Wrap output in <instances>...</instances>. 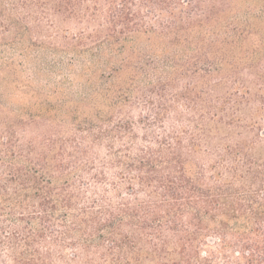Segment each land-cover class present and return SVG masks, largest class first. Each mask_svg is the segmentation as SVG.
Returning a JSON list of instances; mask_svg holds the SVG:
<instances>
[{
  "label": "trees",
  "instance_id": "16d2710c",
  "mask_svg": "<svg viewBox=\"0 0 264 264\" xmlns=\"http://www.w3.org/2000/svg\"><path fill=\"white\" fill-rule=\"evenodd\" d=\"M1 104L0 264H264V0H0Z\"/></svg>",
  "mask_w": 264,
  "mask_h": 264
},
{
  "label": "rangeland",
  "instance_id": "374dc122",
  "mask_svg": "<svg viewBox=\"0 0 264 264\" xmlns=\"http://www.w3.org/2000/svg\"><path fill=\"white\" fill-rule=\"evenodd\" d=\"M131 49H142L143 47V43L141 41H138V40H133V41H130L127 43L126 45V48H130ZM73 69H72V73L70 74H65L64 73V76H69L68 79H71V75L73 74H77L80 72V67H81V62L80 61H74L73 64ZM24 67L28 70V68H30V65L28 64H24ZM23 77L25 78H28V77H32L33 78V83L35 85H47V86H50V87H60L61 89H63L61 92V94H65V98L70 100V101H73L75 103V106H78V109L79 111L81 112H84V113H89L90 114V111H92V109L88 106H82L86 103H84V101H82L83 99H86V95L85 94H81L80 95V88L79 86L77 85V82L75 83H67L66 81H64L63 79L65 77H61V76H53L49 79H47V81L45 79H36L33 74L29 71V72H26V73H23ZM73 78V77H72ZM61 82V83H60ZM38 87V86H37ZM50 93H51V96L53 95V91L50 90ZM60 93V92H59ZM99 99V98H98ZM98 99H91L90 102H93L95 101L97 105H99V100ZM57 104V98L54 97V99L50 102V105L54 106ZM98 107H101V105H99ZM2 104L0 105V116H2ZM127 108V107H126ZM128 110V108L126 109ZM54 112V110H53ZM140 112H136V111H132L131 112V116L136 119ZM142 113V112H141ZM53 114V113H52Z\"/></svg>",
  "mask_w": 264,
  "mask_h": 264
}]
</instances>
